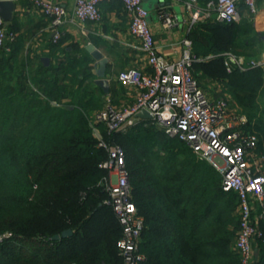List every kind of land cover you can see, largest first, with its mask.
<instances>
[{
    "label": "trees",
    "instance_id": "trees-1",
    "mask_svg": "<svg viewBox=\"0 0 264 264\" xmlns=\"http://www.w3.org/2000/svg\"><path fill=\"white\" fill-rule=\"evenodd\" d=\"M197 23L190 31L200 58L195 77L204 89L202 81H218L231 94L248 117L241 128L257 132L255 152L264 156V68L229 73L224 55L255 58L258 33L245 18ZM21 49V39L10 52L0 48V264H123V229L100 167L108 150L90 124L105 107L89 82L90 58L57 57L34 69ZM98 126L105 143L126 150L132 199L145 218L142 264H240L239 199L223 190L220 171L152 119L124 131ZM259 226L264 231V220ZM258 243L255 264H264Z\"/></svg>",
    "mask_w": 264,
    "mask_h": 264
},
{
    "label": "built area",
    "instance_id": "built-area-1",
    "mask_svg": "<svg viewBox=\"0 0 264 264\" xmlns=\"http://www.w3.org/2000/svg\"><path fill=\"white\" fill-rule=\"evenodd\" d=\"M113 0H75L72 11L55 0H31L37 10L49 18L53 41L65 35V25L70 17L81 22H101V5ZM129 18L130 33L138 40V47L147 55L150 71L134 68L123 70L119 79L137 88L135 102L121 109L107 101L104 108L90 116L94 134L100 138L99 145L108 150V158L100 164L107 170L104 177L108 192L106 202L122 226L123 236L118 247L123 264H142L146 255L141 251L145 218L139 213L132 199L130 172L126 164V150L118 144L108 145L100 136L99 123L105 122L109 130L124 131L141 119L136 114L147 109L152 120L169 136L186 142L200 158L210 162L222 174V188L238 195L239 230L235 240V251L240 264H255V249L258 240L264 242V231L259 226L264 220V156L255 150L258 134L255 130H243L248 117L232 107L229 96L213 97L200 85L194 74V63L198 58L194 42L186 37L181 42L180 56L170 60L159 52L148 10L144 0H120ZM259 1L264 0H208L204 7L200 0H186L185 7L192 11L194 22L201 18H215L220 22H240L241 4L250 13L259 12ZM162 25L169 29L177 17L162 9ZM17 33L6 27L0 16V48L10 52ZM225 66L231 73L236 67L264 68V59L246 58L226 52Z\"/></svg>",
    "mask_w": 264,
    "mask_h": 264
},
{
    "label": "crops",
    "instance_id": "crops-1",
    "mask_svg": "<svg viewBox=\"0 0 264 264\" xmlns=\"http://www.w3.org/2000/svg\"><path fill=\"white\" fill-rule=\"evenodd\" d=\"M15 7L10 19H6V27L14 28L17 39H21L22 49L19 52L21 59H29L37 69L40 61L46 64L55 62L56 58H67L76 55H87L90 58V68L93 72L89 82L106 105L110 101L117 107L125 109L132 105L138 93L135 86L122 82L119 79L121 71L134 68L140 71H150L148 58L139 47L138 40L130 33L129 18L123 4L119 0L105 2L101 5L103 20L101 22H81L70 17L65 25V35L62 42L53 41V33L50 28V19L41 14L31 0H11ZM65 5L69 11L73 10L75 0H55ZM186 0H144L145 7L150 10L149 22L154 33V38L159 52L170 60L180 56L181 42L190 37L191 29L196 26L201 18L194 22L192 11L185 7ZM205 0H200V6L204 7ZM259 12L250 13L244 4H241L242 19L250 20L255 31L259 35L260 42L256 48V57L264 59V5L259 1ZM164 9L177 17V22L171 28L166 29L162 25L161 10ZM93 45L108 59L105 78L108 80V92L96 83L99 76L96 73V59L88 51L87 47ZM205 90L210 96L221 97L227 95L224 86L218 82H204ZM222 92V93H221ZM232 107L235 101L231 100ZM259 244V243H258ZM255 249L258 256V245Z\"/></svg>",
    "mask_w": 264,
    "mask_h": 264
},
{
    "label": "water",
    "instance_id": "water-1",
    "mask_svg": "<svg viewBox=\"0 0 264 264\" xmlns=\"http://www.w3.org/2000/svg\"><path fill=\"white\" fill-rule=\"evenodd\" d=\"M15 4L11 0H0V16L6 20L10 19L13 15ZM88 51L96 59V73L99 78L96 80V83L100 85L106 92H108V80L105 78L106 66L108 59L104 57L100 50L96 49L93 45L87 47ZM136 117L142 119H152V114L147 109H142L136 114ZM72 233L71 229L65 230L61 235L57 234L53 239H60L62 236H67Z\"/></svg>",
    "mask_w": 264,
    "mask_h": 264
},
{
    "label": "rangeland",
    "instance_id": "rangeland-1",
    "mask_svg": "<svg viewBox=\"0 0 264 264\" xmlns=\"http://www.w3.org/2000/svg\"><path fill=\"white\" fill-rule=\"evenodd\" d=\"M231 100H233L234 101V98H232ZM261 103H262V106L261 107H263L264 108V100L263 101H261ZM231 104H232V102H231ZM235 106L233 107V108H236L237 110H239V111H241L237 106H236V104H235V102L233 103ZM237 214L239 215V211H238V209H237Z\"/></svg>",
    "mask_w": 264,
    "mask_h": 264
}]
</instances>
